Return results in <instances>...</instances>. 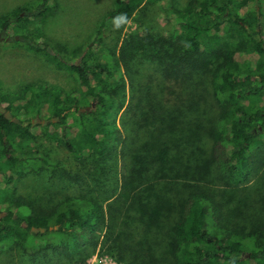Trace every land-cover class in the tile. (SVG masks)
Instances as JSON below:
<instances>
[{
    "label": "trees",
    "instance_id": "16d2710c",
    "mask_svg": "<svg viewBox=\"0 0 264 264\" xmlns=\"http://www.w3.org/2000/svg\"><path fill=\"white\" fill-rule=\"evenodd\" d=\"M145 1L116 0L107 17L129 18ZM263 1L190 0L180 19L184 42L175 50L152 46L159 68L144 82L131 71L141 56L128 55L133 41L109 63L92 62V49L81 65L52 54L84 90L27 88L30 99L12 101L7 110L18 119L21 113L56 119L46 129L60 130L51 135L76 160L64 179L86 185L82 171L89 168L107 197L72 192L40 208L11 202L21 213L5 212L1 221L10 223H0V255L8 246L32 263L87 264L103 248L121 264H264ZM25 10L4 16L2 27L22 23ZM247 55L258 56L255 68L241 61ZM0 120L6 122L0 143L3 136L35 139L31 124L22 127L3 114ZM110 160L121 164L120 173L103 167ZM1 161L19 177L35 163L3 155ZM221 185L236 192L227 199Z\"/></svg>",
    "mask_w": 264,
    "mask_h": 264
},
{
    "label": "rangeland",
    "instance_id": "374dc122",
    "mask_svg": "<svg viewBox=\"0 0 264 264\" xmlns=\"http://www.w3.org/2000/svg\"><path fill=\"white\" fill-rule=\"evenodd\" d=\"M115 1L47 0L44 5L42 0H0V107L7 108L12 101L18 104L26 103L30 99L27 88H31V92L39 88L45 89L47 86L58 88L64 93L83 91L84 87L78 78L70 73L66 65L60 68L54 55H58V59L64 63L81 65L86 53L92 49V62L109 63L117 60L121 49L133 41L135 45L131 48L132 51L128 49V55L136 51L141 56L138 57L139 64H133L131 71L138 70V81L144 82L147 75L159 68V57L156 59L152 46L163 45L168 48L171 45L175 50V46L184 42L185 33L180 28V19L190 0H161L156 3L146 0L143 4L145 10L139 9L119 28L115 26V19L107 17L115 9ZM24 8L26 10L20 14L25 18L22 23L11 21L8 27H2L4 16H10L16 10ZM47 8L49 11L40 15ZM106 19L103 31L101 25ZM146 28L151 34H147ZM101 29L103 36L98 40V32ZM23 36H27V39L22 38ZM257 60L256 55H247L241 59L252 68H255ZM120 73L126 74L123 67ZM114 79L115 77L111 82H114ZM125 91L128 97V84ZM19 118L29 123L34 121L30 129L36 136L35 139L18 141L17 146L19 156L33 158L35 163L19 177L9 170L7 161H1L0 155V167L7 170L0 173V219L5 217V212L9 209L16 214L18 209L14 205L10 206L14 201L23 200L25 205L29 206L28 203H31L35 208H40L54 206L69 197L72 192L86 193L101 200L107 197L104 183L101 182L98 186L100 181L95 182L94 177L87 175L89 168L82 171L88 177L86 185H72L64 179L67 164L76 160L74 155L68 154L61 147L60 141L54 140L51 135L54 132L59 135L60 130L55 127L46 129L50 123H56V119L48 118L46 113L32 118L21 113ZM9 141L17 142L11 137ZM103 167L110 170L112 176L121 172V164L115 160L103 164ZM93 174L98 177L99 168L94 170ZM222 190L225 191L227 199L236 192L226 186ZM18 212L21 213L19 210ZM0 223L5 225L10 222L0 220ZM6 249L9 251L1 253L0 264H39L30 262L32 259L27 253L18 248L10 249L7 246ZM105 251L99 248L87 264H103L105 261L106 264H121Z\"/></svg>",
    "mask_w": 264,
    "mask_h": 264
},
{
    "label": "flooded vegetation",
    "instance_id": "af4514ba",
    "mask_svg": "<svg viewBox=\"0 0 264 264\" xmlns=\"http://www.w3.org/2000/svg\"><path fill=\"white\" fill-rule=\"evenodd\" d=\"M0 114L5 115L10 121H12L15 124H18V125H20L22 127H29L30 124L33 126V124H34L33 120H31V123H29V122H25V121H22V120H20L18 118L13 117L11 112H9L7 110V108H1L0 107ZM43 122L44 123H42V124L44 126L45 125V121H43ZM2 123H3V125H5L6 122L3 121V120H0V132L4 134L5 133V129H3ZM30 128H29V130L31 131L32 129H30ZM3 139L4 140L0 143V148H1L0 149V155H3L4 157L9 158V159L12 158V157H20V158H22L21 156H19V153H18V152H20L19 148H18L19 146H17L18 145V141L16 143H12L11 141H8L6 136H3ZM6 215H7V213H5V218L7 217ZM0 218H2V217L0 216ZM0 220H2V219H0ZM22 225L25 228L27 227V225L25 223H23ZM32 230L35 231V229H32Z\"/></svg>",
    "mask_w": 264,
    "mask_h": 264
},
{
    "label": "clouds",
    "instance_id": "9594fccd",
    "mask_svg": "<svg viewBox=\"0 0 264 264\" xmlns=\"http://www.w3.org/2000/svg\"><path fill=\"white\" fill-rule=\"evenodd\" d=\"M125 21H127L126 14H120L117 18H115V21H114L116 28L121 27L122 23Z\"/></svg>",
    "mask_w": 264,
    "mask_h": 264
},
{
    "label": "built area",
    "instance_id": "2783aa9c",
    "mask_svg": "<svg viewBox=\"0 0 264 264\" xmlns=\"http://www.w3.org/2000/svg\"><path fill=\"white\" fill-rule=\"evenodd\" d=\"M105 262H106V261H105ZM105 262H104L103 264H106Z\"/></svg>",
    "mask_w": 264,
    "mask_h": 264
},
{
    "label": "water",
    "instance_id": "95a60500",
    "mask_svg": "<svg viewBox=\"0 0 264 264\" xmlns=\"http://www.w3.org/2000/svg\"><path fill=\"white\" fill-rule=\"evenodd\" d=\"M42 231L44 232L45 230L43 229Z\"/></svg>",
    "mask_w": 264,
    "mask_h": 264
}]
</instances>
